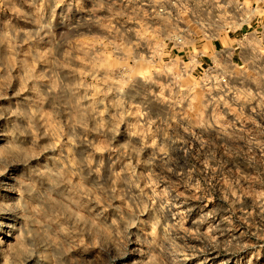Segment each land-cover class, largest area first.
I'll list each match as a JSON object with an SVG mask.
<instances>
[{"label":"rangeland","instance_id":"374dc122","mask_svg":"<svg viewBox=\"0 0 264 264\" xmlns=\"http://www.w3.org/2000/svg\"><path fill=\"white\" fill-rule=\"evenodd\" d=\"M163 2L0 0V264H264V43Z\"/></svg>","mask_w":264,"mask_h":264},{"label":"built area","instance_id":"2783aa9c","mask_svg":"<svg viewBox=\"0 0 264 264\" xmlns=\"http://www.w3.org/2000/svg\"><path fill=\"white\" fill-rule=\"evenodd\" d=\"M159 9L173 21L177 40L195 52L187 70L201 68L220 83H226L230 66L246 58L251 37L264 43V0H164ZM207 43L214 56L200 61Z\"/></svg>","mask_w":264,"mask_h":264}]
</instances>
